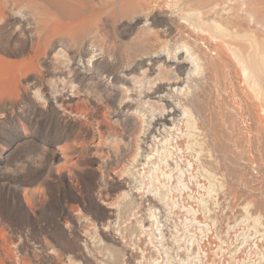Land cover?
Wrapping results in <instances>:
<instances>
[{
  "label": "rangeland",
  "instance_id": "374dc122",
  "mask_svg": "<svg viewBox=\"0 0 264 264\" xmlns=\"http://www.w3.org/2000/svg\"><path fill=\"white\" fill-rule=\"evenodd\" d=\"M3 1L0 264L255 260L258 253L248 252L261 237L251 215L264 223V129L252 105L256 95L243 90L235 53L264 80V0H225L216 10L214 1L199 8L143 0L117 16L98 7L108 1L90 0L96 5L84 15L85 44L73 38L70 2L57 9L51 0ZM179 9L201 12L211 32L215 23L226 28L221 39L228 57L212 55L196 33L179 29L182 20L171 17ZM164 24L172 26L171 35ZM152 25L164 36L145 30ZM165 39L190 46L207 68L196 93L195 131L181 125L170 134L151 133L147 121L145 93L157 73L148 66L167 58ZM127 87L131 105L116 97ZM164 137L168 145L158 140ZM150 208L159 221L155 234L142 228Z\"/></svg>",
  "mask_w": 264,
  "mask_h": 264
},
{
  "label": "bare ground",
  "instance_id": "6f19581e",
  "mask_svg": "<svg viewBox=\"0 0 264 264\" xmlns=\"http://www.w3.org/2000/svg\"><path fill=\"white\" fill-rule=\"evenodd\" d=\"M64 1L70 2V5H72V7H74V13L75 14L73 16V24H74L73 38L75 40H80L82 38L83 39L82 43L85 44L86 43L85 41H87V37H88V36H86V34L89 30V27H88V23L86 21V17H84V15L86 14V11H89V9L91 7L94 8L96 4L91 5L90 0H51V2H52L51 4H53V6L56 7L57 9H62L64 6V3H65ZM101 1H108V4L106 6H104L105 4L100 2L98 5L99 8H106L107 7V8L112 10V13L115 16H117L116 14L117 13L121 14V11H128L129 9L139 8V6L142 5L143 0H101ZM212 1L217 2V4L214 7H212V10H216L217 8H220V5L225 3V0H171L170 5L171 6L172 5H174V6L179 5V7L181 5L182 6L188 5V6L194 7V5L196 6L198 4L197 6L199 7L200 5L207 4L208 2L211 3ZM8 2H10V0L6 1V3H8ZM48 2H50V1H48ZM208 5H209V3H208ZM5 6H6L5 2L3 0H0V16L4 15V13H5L4 7ZM66 6H67V4H66ZM68 8H70V7H68ZM199 8H201V7H199ZM190 11H192V10H190ZM259 12H258V14H259ZM174 13L171 16L172 20H174V21L175 20H177V21L182 20L180 23L179 29H181L182 27H186L187 29L191 30L192 33H196L198 35V37H200L201 39H203L205 41V42H203L204 47L207 50H209L210 52H212V55H218L221 53V54H224L225 56L228 57V54L225 52V47H227L226 46L227 44L224 41H222V39H221V37H222L221 34H224L227 32L226 28H224L219 23H215L217 32L209 31V27H207V23L202 20V13L201 12H194L193 11L191 13H187V12L181 13V9H179L175 15H174ZM254 14H255V12H254ZM70 18H72V17H70ZM44 23H46V21ZM152 24L155 25L156 23H154V21H153ZM154 25H152V27L148 26L147 28H145V30H150V33L153 32V34H155L157 36H162L164 32L167 33L169 36L174 31L173 28H171L172 26L170 27L168 24H164L163 27L165 28V30L163 33H161L159 30L155 29V27H158L159 25H155V27H153ZM40 29L43 33V31L46 30V25L43 24ZM207 43H209L212 47H214V50H211L210 47L206 45ZM163 47L166 49V51H168L167 52V58L163 59V61H160L157 58L152 59L153 62L150 63L148 66L149 67L148 71H156L157 72L156 76L152 80L154 82V84L152 83L153 87L152 86L151 87L154 89L152 91L150 90V91H147L145 93L146 94L145 95L146 104H148V106L150 107V110H149L150 115L148 116L149 118L147 117V121L149 122V127L154 125L152 130H151V133H153L154 132L153 130L155 128H157L158 130H160V134H162L163 132H167L168 134H170V133H173L175 131H178L180 129L179 127L181 125H182V127H183V125H186L188 128L195 131L196 129H198L199 119H198V115L194 114V110L196 109L198 111L199 110L198 107H200V102L196 98V93L202 86L203 79L205 78V76L207 74V68H206L203 60L201 59V56L198 55L196 52L192 51L190 46H188L186 44L180 45L177 47V46L171 45L170 41L165 39V44ZM179 50H182V53H178ZM184 53H186V56H184ZM235 57L238 60L239 65L241 66V72L239 73V75H240L241 83L244 84L243 90H245L246 92H252L253 95L254 94L256 95V98H254L252 96V105L255 107L254 112L257 115V118H258L259 123H260V127L264 129V80L261 77H257L256 75H253L251 73V71L249 70V68L246 66L245 62L242 61L241 59H239V57H238V55H236V53H235ZM93 58H94V56L91 59H93ZM159 62H161V64H159ZM171 62L174 63V65H175L174 67L171 66V64H170ZM185 67H186V69H185ZM133 80H135V78ZM150 83H151V81H150ZM129 90L130 89L127 87V92ZM139 91H141V90H139ZM127 92L123 93L120 96L119 95L117 96L116 93L115 94H116V97H119L118 99H119L120 103H122V104L127 103V104L131 105L134 102V97L132 96L133 92H131V93H129V92L127 93ZM140 93H142V92H140ZM142 98H143V95H142ZM151 98H155L157 101H153V100L151 101ZM172 100L177 101L178 106H174L171 102ZM159 102H162V105L160 107H158ZM137 110H138V108H137ZM181 110H183V113H181ZM157 111H159V112L157 113ZM144 115H146V113H144ZM134 128L136 130H137V128H139V121L135 124ZM181 129H183V128H181ZM101 133H102V131H100V134ZM154 138L157 139V136H154ZM158 140L159 141L164 140L162 142L163 145L169 144V139H167L165 137L158 139ZM78 142H77V144L75 143L71 146L77 145V147H78V145H80V144H78ZM173 148H175V147H173ZM65 159H66V162H67V160H69V158L67 156L65 157ZM149 159H150V157H149ZM69 162H70L69 165L71 167H76L77 163H78L77 160H74V159L69 160ZM122 195L127 196V192L125 194L123 192ZM153 203H154L153 206L156 207L157 203L156 202H153ZM155 209L150 208L152 217H150L148 222H145V225H142V228L144 231H146V232L148 231L149 233L152 232V234H155V231H157V229L159 227V221H158V218L156 216V212L154 211ZM247 212H248V210H247ZM110 213H112V212H110ZM248 214L250 215V212H248ZM251 218L255 222L256 228L257 229L259 228V232H260L259 235L261 237L258 236L259 238H257L256 242L254 241L255 242L254 246L256 249L253 246H251V247H249L250 248L249 252L247 251L248 253H252L254 255H256L258 253L256 255L257 257L254 258L255 260L251 259V261H249V263L250 264H263L264 263V261H263L264 254L261 255V253H260L261 256H259V252L262 250L264 252V223L262 222L261 216H255V217L253 216L252 217V215H251ZM152 219H153V221L151 222L150 220H152ZM147 224H148V226H147ZM255 239H256V237H255ZM245 240H246V237H245ZM244 255H245V253H244ZM244 255H243V260L245 259ZM248 256H251V255H248ZM248 256L245 255V257H248ZM153 261H155L154 263H157V264H159V262H160V261L158 262L157 260H153ZM238 261H240V260L238 259L237 262ZM243 263H244V261H243ZM2 264H4V263H2ZM241 264H242V262H241Z\"/></svg>",
  "mask_w": 264,
  "mask_h": 264
}]
</instances>
